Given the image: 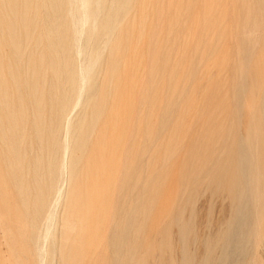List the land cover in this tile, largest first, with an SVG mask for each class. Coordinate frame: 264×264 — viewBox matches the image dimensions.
<instances>
[{
  "label": "bare ground",
  "instance_id": "obj_1",
  "mask_svg": "<svg viewBox=\"0 0 264 264\" xmlns=\"http://www.w3.org/2000/svg\"><path fill=\"white\" fill-rule=\"evenodd\" d=\"M195 1L196 0H185V3L188 2L189 9H198L202 12L207 26L208 24L217 25L228 19L227 14H223V17L221 18L213 17L215 12L216 15H221L222 12L219 10V7L222 4L225 5L226 9H232V14L229 18L235 22L236 31L230 30L231 33L229 37L234 41L238 58L236 57V66L233 69L235 73L232 74L234 80L228 84L229 92L232 93V96L234 95L232 101L227 105L232 111L231 121L229 122L230 125L227 130H220L217 131V134L215 133L217 140L221 143V153H224L225 157L222 159L219 156V158H215L212 156L213 154L210 153L209 155H203L204 159L202 163H197L196 158H198L199 153H194L190 156L188 155L187 158L189 163L198 167L199 172L185 175L180 183L186 187L187 191H191L192 194L197 193L202 184H208L207 190L209 188L211 193L217 192L224 195L230 204H219L220 206L217 207L216 205L215 208L212 204L215 196L210 195L203 205L191 208L189 211L190 213L186 218H184L181 211L172 215L173 221L175 222L174 232L176 234L178 254L182 256L185 249L189 247L188 243L197 241L198 230L204 229L205 231H208L207 235L209 238H206L204 241L201 239L199 240V243L203 244L207 251V255H205L204 258L205 264H250L253 262H255L254 264H264V191L262 192L258 190L261 193L255 195L253 189L255 183L252 179L248 178L249 175H253L257 172L264 181V0H202L199 4H197V2L195 3ZM174 2L176 1L174 0ZM77 3L80 4V9H78L79 6L76 8L75 5H77ZM132 3H134L133 0H0V185L3 189L2 196L5 195V187H11L14 190L12 193H6L5 199L2 198L4 204L3 209L6 212L4 217L8 219L10 223L5 224L0 220V232L2 234V239L9 250V254L12 255V258L8 260L9 264L27 263L29 256L31 255L32 244L34 245L40 240L39 236L33 232L37 222L45 221V232L47 236L50 233L54 220L52 214L54 209L57 208V206H54V202H57L56 198H58L62 192L59 189V181L66 173V175L69 173H76L84 151L85 141H87L84 132L93 131L92 129L95 128L96 120L102 116V113L106 108L105 103L102 105L100 103L98 95L100 92H97L99 90H97L96 85L91 82L96 76V68L100 65L98 63L102 60V53L100 54V50H102L100 40H102V38L99 39L100 36L98 38H95L96 36L93 37L94 33L92 34L88 30L85 32L89 33L84 34V29L82 31V28L86 25L85 23L88 18L96 19L94 24L97 23L98 18V24L94 25V30L96 27H101L102 29H106V34L110 36L112 31H116L117 26L127 17L129 11L132 9ZM185 3L180 7H177L175 15L173 14L174 16L172 17H174L176 21L180 18L182 11H185V8L189 10ZM136 6L137 4L135 3L134 7ZM156 10H154V12ZM192 10L190 9L193 13ZM132 13H134V11ZM159 14H161V11ZM187 17L189 16H186V18ZM143 20L144 18L141 22H143ZM91 22L88 23L91 24ZM90 26L93 27L92 25ZM90 26L88 27L90 28ZM202 26L203 25H201V27ZM180 31L182 32V29ZM173 32V29H170L168 35L166 36L165 34L166 40L164 39L165 41L161 43V46L169 44ZM114 33L115 32L112 33V36ZM224 34V32H220L219 36L222 37ZM197 35L198 37L201 36V34ZM181 37H183V35H180V38ZM107 38L110 39L111 37ZM108 39L105 37V40ZM151 39L152 38H150V42L153 44ZM205 44L206 42H203L202 45L204 46ZM107 45L104 47L106 48ZM175 47L177 50V45ZM200 51V54H198L199 56L202 54ZM110 52H112L111 49ZM81 53L85 54L84 56L87 59L88 65L80 71L75 64V56ZM224 55L225 53H223V56ZM161 59L162 58H160V60ZM110 60V66L108 65L110 67V74L112 78H115V73L120 69L121 62H119L113 55H111ZM165 63L166 62H164V64ZM170 65L172 67L171 63ZM199 66L200 65H198V67ZM78 67H80V65H78ZM195 67H197V65ZM200 69L201 68H199V71ZM160 70L158 76L157 74L151 75V81H149V83L152 82V85H150L152 91H155L156 89L155 86L156 80L159 79L158 77L161 75L163 76L166 72V68ZM198 75L200 74L198 73ZM176 88L179 92H185L188 87H184L183 89ZM218 90H222V87H217V91ZM85 93L86 96L88 93V99H98L97 103L99 106L101 105L102 108L96 112H93L91 110L93 108H90L93 113L91 112V118H89L91 119V122L87 124L83 122L86 118V113L84 111L78 122L72 126L69 123L70 118L68 117V113L71 109H75L79 106L81 101L84 100H82V98ZM171 94L169 96H171ZM101 99L103 100V98ZM190 101L191 99L189 95H183L179 100L171 99L164 103L165 108L169 109L172 108V106L177 107V105H181L183 102L186 104ZM154 102V99L145 101V104L141 109V114L144 113L146 115L150 113V108ZM83 103L84 102H82V105ZM167 111L168 110L160 114L162 122L169 123V121L172 120L174 121V130L179 129V127L181 128L180 121L185 117L181 116L180 119L177 116L178 118L172 119L171 113L169 114ZM105 112L106 109L104 113ZM177 115H179V113ZM145 118H147V116H145ZM143 122L144 121H142V124ZM171 123L173 124V122ZM145 124L147 125V123ZM199 125L202 126V123L197 126ZM253 125H257L258 130H252L251 127ZM142 126H144V124ZM150 130L151 128H145L142 133L145 141L143 140L144 142H142L141 140V142L146 144L144 145L147 146L146 150L148 148L150 149L151 145ZM160 130L156 129V133H159ZM190 132L192 134V131ZM69 134L71 135L70 140L66 138ZM91 135H89L90 138ZM133 135L135 137V134L130 135V137ZM130 137H128V139ZM166 141L165 143H167ZM140 145H138V147ZM160 147L162 148V145ZM130 148H132V146ZM151 150L153 149L151 148ZM151 150L146 152H152ZM182 150L185 149L182 147ZM146 152L144 154H146ZM171 154L170 156H165L166 160L171 157ZM67 155H70L69 162L67 160ZM147 155L150 156V154ZM181 156H183L182 152ZM122 157H124V155ZM165 158L162 156V159ZM152 160H154V158ZM186 160L187 159H185V161ZM140 161H138V163ZM162 163L166 165V163ZM146 167L147 165L145 167L143 166V168ZM166 167L168 168L170 166L167 165L165 168ZM137 170L135 174L136 176L139 175L137 173H140V169L138 172ZM141 172L143 173V170ZM163 172L164 171H162V173ZM134 173L132 174L130 171L122 170L120 179L118 180V188L115 193V198L117 197V199H120L124 196L123 193H125L126 190H136L139 188L140 182L138 178L133 176ZM156 173L154 174L155 176ZM162 173H160V175ZM166 173L163 175H166ZM145 175L142 176L140 174L142 177H146ZM158 177L160 178L159 175ZM150 179L152 180L151 176ZM150 179L148 181H150ZM155 181H153V185ZM143 184L144 182L141 185ZM157 184V186H159V183ZM256 185L257 181L255 187ZM260 189L262 190V188ZM150 190L152 191V187ZM135 194H138L137 191ZM155 194H157V192ZM153 195L151 197H153ZM12 196L17 197V203L11 201ZM8 197H10V199H8ZM131 198L132 197H130V199ZM258 198L259 202H257ZM59 199H61V197L58 198V200ZM124 202H126V204L128 203L126 200ZM151 202L147 205L148 209ZM119 203H117L118 207L120 206ZM213 214L216 215V218L212 220L210 216ZM124 216L125 219H130L131 214ZM18 220H21L22 222L21 227H19L20 225H17ZM147 220H145V222ZM75 224L76 223H74V225ZM69 227L71 228L72 225H69ZM74 228L76 229V226ZM74 228L72 227V230ZM30 229L32 230V233H29ZM113 230H115L113 239L114 246L124 243V241L127 240L128 230L126 233L124 225L118 227L115 226ZM119 231L121 234L117 235L119 234ZM34 254L39 259V263L44 264L41 263V260L42 257H46V255H43V253L38 250ZM120 264L128 263L120 262ZM185 264H192V262L189 260L186 261Z\"/></svg>",
  "mask_w": 264,
  "mask_h": 264
},
{
  "label": "rangeland",
  "instance_id": "obj_2",
  "mask_svg": "<svg viewBox=\"0 0 264 264\" xmlns=\"http://www.w3.org/2000/svg\"><path fill=\"white\" fill-rule=\"evenodd\" d=\"M133 1L134 3H132V9L129 11L127 17L123 20L124 22L122 21L121 24L117 26L116 31H112V33L115 32L113 36L112 33L110 34V36L107 35V30L102 29L101 27H96L94 30V25L98 24V18L96 24H94V21L96 19L94 20L92 18V21V19L88 18L87 22L85 23L86 25L84 26V28H82V31L84 29V34H88L89 32H85L88 30L92 34L94 33L93 37L96 36L95 38H98L100 36L99 39L102 38V40H100L102 45V50H100V54L102 53V60H100L98 63L100 65L97 64L98 66L95 71L96 76L92 79L93 81L91 80V82L94 83L97 90H99L97 92H100L98 93L100 103L101 105L105 103L106 112L104 113V109L102 116L96 120L95 128L92 129L93 131L84 132L85 137H87V141H85L84 151L76 173H69L68 175H66V173V176L64 175L59 181V189L62 192L60 193V196L58 198L61 197V199L58 200V198H56V201L59 203V205L57 202H54V206H57L56 209L53 208L54 211L52 214L54 216L53 219L55 220V225L53 220V226L48 236L45 232V221L36 223L33 232L36 233L37 236H39L40 240L37 241L36 244H32L31 255L29 256L26 264H40L39 259L34 254L37 250L41 251L43 255H46V257H42L41 260V263L44 264H120V262H127L128 264H185V262L189 260L192 262V264H205L204 258L205 255H207V251L205 250L204 245L199 243V240L203 239L204 241L206 240V238L208 239V231L199 229L197 234V241L188 243L189 247L187 246L188 248L185 249L184 254L180 256V254H178V245L176 241V234L174 232L175 222L173 221L172 215L181 211L184 218H186L190 213L189 211L191 210V208L203 205L210 197V195L215 196L212 203L213 207L215 208L216 205L217 207H219L220 205L230 204L224 195H221L217 192L211 193L209 188L207 190L208 184H202L197 193L192 194L191 191L186 190V187L183 186L180 181L184 179L185 175L199 172L198 167H195L189 163L187 158L188 155L190 156L194 153H199L198 158H196L197 163H202L204 159L203 155H209L210 153H212V156H214L215 158L220 157L222 159L225 157L224 153H221V143L217 140L215 133L217 134V131L227 130L229 128V122L231 121L232 115V111L227 105L232 101V97L234 95L232 96V93L229 92L228 84H230L231 81L234 80L232 74L235 73L233 69L236 66V60L238 58V53L234 41H232L231 37H229L231 33L230 30L236 31L235 22H233V20L229 18L232 14V9H226L225 5L222 4L219 7V10L222 12L221 15H216L215 12L213 14V17L221 18L223 17V14H227L228 19L222 21L220 24H208L207 26L205 24L202 12L198 9L192 10L193 8H190L193 11L192 13L188 7V2L185 3V0H175L176 2H174V0H140V3L139 0ZM200 1L202 0H196L195 3L197 2V4H199ZM135 3L137 4L136 7H134ZM184 3L189 10L185 8V11H182L180 18L178 19V21H176L172 16L175 15L177 7H180ZM75 6L76 8H78L79 6L78 9H80V4L77 3V5ZM154 10L158 11L159 13L161 11V14L156 11L154 12ZM131 11H134V13H132ZM187 11L191 14H189ZM75 13L77 14L76 11ZM186 16L189 17L186 18ZM143 18L144 20L143 22H141ZM88 22H91V24H89ZM90 25H92L93 27H91ZM201 25L203 26L201 27ZM88 26H90V28ZM170 29H173L174 32L172 34L173 37L171 36V39L169 41V46H161V43L166 40V36L168 35ZM181 29L182 32L180 31ZM209 30L212 32H210ZM103 31L106 32L104 33ZM220 32H224L225 34L221 37L219 36ZM101 33L104 37L101 36ZM197 34H201V36L198 37ZM180 35H183V37L180 38ZM105 37L106 39H108L107 37L111 38L105 40ZM197 37L199 40L197 39ZM150 38L153 39H151V41H153V44L152 42H150ZM104 41L107 42L105 43ZM203 42H206L204 46L202 45ZM207 44L210 47H208ZM106 45L107 47L105 48L104 46ZM176 45L177 50L175 47ZM110 49L112 52H110ZM199 51L202 53L200 55L201 57L198 55L200 54ZM223 53H225L224 56ZM81 54L75 56V64L80 71L88 65L87 59L84 56L85 54ZM111 55H113L119 62H121L120 69L115 73V78H112L110 74L111 72L109 66L111 63ZM160 58L164 60H160ZM163 61L166 63L164 64ZM170 63L172 64V67ZM78 65H80V67L82 68L78 67ZM196 65L197 67H195ZM198 65H200L201 67H198ZM162 68H166V72L163 74V76L161 75L158 77L159 79L156 80V89L155 91H152L150 89V85H152V82L149 83V81H151V75L157 74L158 76L161 71L160 69ZM199 68H201L200 71ZM198 73L200 75H198ZM176 87H178L179 89L188 87L186 90L187 92H179ZM217 87H222V90L217 91ZM188 90L190 93L188 92ZM170 94L171 96H169ZM183 95L190 96L191 101L189 103H186L187 105L184 104V102H181L182 104L177 105V107L172 106V108L169 109L165 108L166 101L171 99L179 100L181 97H183ZM101 98H103V100ZM95 99H88V93L87 96L86 93L85 95H83V101H81L79 106L75 109H71L68 113V117L70 118V125L73 126L74 124H76L84 111L86 113V118L83 122L85 124L91 122V119H89L91 118L90 114L102 108V106H99V104L97 103L98 99H96V101ZM151 99H154L155 102L150 108V113L146 115L144 113L141 114V109L145 104L144 102ZM109 101L111 104L109 103ZM82 102H84L83 105ZM184 107H186L187 109ZM90 108H93L95 110L91 109L93 111L92 112ZM163 109L164 111L168 110L167 112L169 114L171 113L172 116H170L172 119L178 117L180 118L181 116L185 117L180 121L181 128L179 127V129L174 130V121L172 120H170L169 123L162 122L160 114L164 112ZM178 113L179 115H177ZM145 116L149 118L147 119L145 118ZM205 118H207L208 120ZM142 121H144V126H142ZM171 122H173V124ZM145 123H147V125ZM201 123L202 126H197ZM210 124L212 125V127ZM141 128L143 130H145V128H151V145L150 149L148 148L149 150H146L147 146H144L146 144L142 143L145 141V138L142 134L144 131ZM156 129H161V132L159 131V133H156ZM251 129L258 130V127L257 125H253ZM190 131H192V134ZM132 134H135V137L134 135L130 137V135ZM89 135H91V138ZM193 136L197 137L195 138ZM128 137L130 138L128 139ZM66 138L70 140L71 135L69 134ZM198 140L202 141L200 142ZM165 141L167 143H165ZM140 144L142 145V147ZM138 145L140 146L138 147ZM161 145L162 148L160 147ZM131 146L132 148H130ZM182 147L185 150H182ZM137 148L140 150H138ZM151 148L153 150H151ZM150 150L152 152H146ZM140 151L143 153H141ZM145 152L146 154H144ZM181 152L183 156H181ZM147 154H150V156ZM170 154L171 157L169 159L167 158V161L165 156H170ZM123 155L124 157H122ZM162 156L165 159H162ZM177 157L178 159H180L178 160ZM153 158L154 160H156H152ZM185 159L187 160L185 161ZM67 160L68 162L70 161V155H67ZM148 160L150 161V164ZM138 161L140 162L138 163ZM162 162L166 163V165ZM146 165L147 167L143 168V166L145 167ZM167 165L170 166L168 167L169 169L167 167L165 168V166ZM122 170L130 171V173L132 174L135 172L133 176L139 179L140 186L136 190H126L125 193H123L124 196L121 197L122 199H117V197L115 198V193L118 188V180L120 179ZM136 170L137 172H140L137 173L139 174L137 176L135 175ZM142 170L143 173L141 172ZM162 171L164 172L162 173ZM146 172H148L149 174ZM159 172L162 174L160 175ZM155 173L156 176L154 175ZM165 173L166 175H163ZM140 174L142 176L146 174V177H142L140 176ZM257 174L258 173L255 172L253 175L251 174L248 177L249 179H252L255 184L257 181L256 187L255 184V188L253 187L255 195H259L261 193L258 190L262 192L264 191L263 178L259 174ZM158 175L160 176V178L158 177ZM150 176L152 180L150 179ZM149 179L150 181H148ZM155 179L157 183H159V186H157L158 184L156 183ZM153 181H155L154 185ZM143 182L144 184L141 185ZM147 182L149 183V185ZM151 187L152 191L150 190ZM260 188H262V190ZM2 190V186L0 185V220L2 221V223L9 224L10 221L4 217L6 212L3 209L4 204L2 202V198L5 199L6 193H12V191L14 190L11 187H5V195L3 196ZM136 191L138 194H135ZM156 192L157 194H155ZM145 193L147 198L145 197ZM152 195L153 197H151ZM130 197L132 198L130 199ZM8 199H10V197H8ZM148 199L149 202L152 201L149 209L147 206L149 205ZM125 200L128 202L127 204L126 202H124ZM157 200L159 203L157 202ZM257 200V202H259V198ZM11 201L13 203H17V197L12 196ZM117 203L120 204L119 207L117 206ZM128 214H131L130 219H125L124 215ZM210 218H212L213 220L216 218V215L213 214L210 216ZM144 219L147 221L145 222ZM74 223L76 224L74 225ZM17 225H20L19 227L22 226L21 220L17 221ZM69 225H72L73 228L76 226V229L74 228L75 231L74 229L72 230V227L70 228ZM120 225H124L126 233L128 230V238L124 241V243L114 246L113 239L115 230L113 229L115 226L118 227ZM29 233H32L31 229L29 230ZM120 234L121 233L119 231V234L117 235ZM10 258H12V255L9 254V250L7 249L6 243H4L2 234L0 232V264H9L8 260ZM254 263L255 262L250 264Z\"/></svg>",
  "mask_w": 264,
  "mask_h": 264
}]
</instances>
